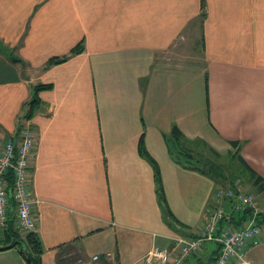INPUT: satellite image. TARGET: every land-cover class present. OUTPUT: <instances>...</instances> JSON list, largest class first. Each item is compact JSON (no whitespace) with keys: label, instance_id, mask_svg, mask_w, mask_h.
Masks as SVG:
<instances>
[{"label":"crops","instance_id":"1","mask_svg":"<svg viewBox=\"0 0 264 264\" xmlns=\"http://www.w3.org/2000/svg\"><path fill=\"white\" fill-rule=\"evenodd\" d=\"M79 42L83 50L69 55ZM0 44L21 60L0 52V152L6 139L18 142L32 87L51 85L27 120L39 264H92L94 255L155 264L145 260L153 245L201 232L222 185L173 159L174 126L219 157L237 151L264 179V0H0ZM141 135L173 221L159 206ZM231 177L224 187L239 185ZM256 205L262 240L247 249L248 264H264ZM241 216L229 222L241 227ZM6 227L0 264H26L17 248H3ZM217 248L206 241L183 264H209Z\"/></svg>","mask_w":264,"mask_h":264},{"label":"built area","instance_id":"2","mask_svg":"<svg viewBox=\"0 0 264 264\" xmlns=\"http://www.w3.org/2000/svg\"><path fill=\"white\" fill-rule=\"evenodd\" d=\"M35 144L31 125L23 120L19 126L18 142L13 138L5 140L0 152V226L6 227L11 213L14 226L20 232L33 231L35 220L32 207L39 200L32 198L29 190V158ZM11 173L12 188H7L6 175ZM215 204L209 210L201 232L195 237L176 235L170 247L153 245L145 260L155 264H183L199 253L208 241L217 245V255L209 264H248L245 254L249 247L262 240L260 226L255 223L258 213L255 198L245 192L241 185L219 187L215 192ZM226 200L232 204L228 211L219 202ZM11 201L13 206H11ZM218 203V204H217ZM249 212L247 222L236 227L229 219L233 212ZM108 256V255H106ZM92 264H105L101 257L94 255Z\"/></svg>","mask_w":264,"mask_h":264},{"label":"trees","instance_id":"3","mask_svg":"<svg viewBox=\"0 0 264 264\" xmlns=\"http://www.w3.org/2000/svg\"><path fill=\"white\" fill-rule=\"evenodd\" d=\"M83 50V44L82 42H79L76 44L71 50L69 51V55H74L78 54ZM0 52H3L4 55L9 58L10 60H18L17 57L13 56L12 53H10L6 48H4L0 44ZM67 56L63 57H53L50 58L46 66H50L53 64H58L67 59ZM51 85L50 84H37L32 87V97L29 101L25 103L24 106V119L28 120L36 107L40 104V99L38 98L37 94L41 90H46L50 89ZM167 143L169 145V150L171 155L173 156V159L179 163L181 166L187 169L191 170H196L199 171L205 175L212 176L213 179L217 183H221L222 187L225 186V178L222 176L221 173L218 172L215 173L216 175H213V172L216 170L217 165H213L211 161H207L208 164L205 163L204 159H201L199 152L194 150L197 148V144H202L209 152H211L214 156L219 157L218 155L215 154L212 149L206 146L205 143H203L201 140L196 139L193 141H189L188 139L185 138V136L179 131L177 127H173L171 129L170 136L167 138ZM230 144L234 148H238V143L237 141H230ZM139 152L142 156H144L149 163L151 164L153 171H154V178H155V184H156V191H157V199L159 206L161 208V211L164 215L165 218H170L172 221L173 216L167 206L165 195L163 193V188H162V183H161V177L159 173V168L157 164L147 155L145 149H144V143H143V137L142 135L139 138ZM229 157H235L238 161V165L241 167L236 168V175L244 176L247 177V179L254 185H259L261 189H264V179L259 176L246 162L245 160L238 155L237 151H234V153L227 155ZM204 161V162H203ZM213 169H215L213 171ZM224 179V180H223ZM6 182H7V188L10 191L12 188V176L11 173L9 172L6 175ZM13 203V202H12ZM261 214L260 212L257 213ZM256 215V216H257ZM245 216H249L248 211L243 212V216L241 218H244ZM11 219V220H10ZM11 222V226H7L5 229V237H4V242L6 243V246L3 248H12L15 247L19 251V253L22 255V257L25 260V257L23 256L22 253V247H25L27 251L36 258L37 264L40 262V256L43 252V246L41 244L40 238L38 234L34 231H28L25 233H20L14 226V220L13 216L12 218L10 217L8 220V223ZM13 226V227H12ZM26 264H29L25 260Z\"/></svg>","mask_w":264,"mask_h":264},{"label":"rangeland","instance_id":"4","mask_svg":"<svg viewBox=\"0 0 264 264\" xmlns=\"http://www.w3.org/2000/svg\"><path fill=\"white\" fill-rule=\"evenodd\" d=\"M194 150L199 152L201 159H204L206 164H208L207 161H211L213 165L219 166L216 168V170L213 169V171L215 170L213 172L214 176L216 175L215 173L218 174L219 172L225 178V180L223 179L224 181H231L233 180V177L231 176H234V179L237 178L239 180V184L241 185L243 190L245 192L251 193L257 201L256 203H259L264 208V194H258L257 190L252 187V183L247 179V177H244L243 175H236V168H240L241 166L238 165V161L235 157H216L211 152H209L202 144H197V148H195Z\"/></svg>","mask_w":264,"mask_h":264},{"label":"water","instance_id":"5","mask_svg":"<svg viewBox=\"0 0 264 264\" xmlns=\"http://www.w3.org/2000/svg\"><path fill=\"white\" fill-rule=\"evenodd\" d=\"M22 253L23 256L25 257V260L29 263V264H37V260L34 256H32L25 247H22Z\"/></svg>","mask_w":264,"mask_h":264}]
</instances>
